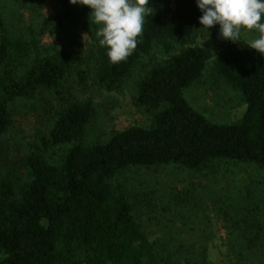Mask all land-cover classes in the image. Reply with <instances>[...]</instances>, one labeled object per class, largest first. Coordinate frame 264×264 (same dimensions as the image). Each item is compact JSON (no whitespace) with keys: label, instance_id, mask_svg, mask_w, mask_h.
I'll return each mask as SVG.
<instances>
[{"label":"trees","instance_id":"trees-1","mask_svg":"<svg viewBox=\"0 0 264 264\" xmlns=\"http://www.w3.org/2000/svg\"><path fill=\"white\" fill-rule=\"evenodd\" d=\"M149 6L153 11L145 17L137 47L113 64L98 44V26L84 22L90 9L53 0L44 27L83 24L93 63L77 75L84 81L90 71L103 90L127 81L156 47L170 53L174 43L182 46L155 61L136 82L134 102L151 112L149 127L131 126L106 142L88 144L94 103L61 96L52 128L26 158L28 179L19 183L13 171L0 175V264H160L155 244L133 214L131 191L120 179L130 167L173 164L215 173L231 161L254 166L264 178V56L242 39L224 40L214 50L196 44V33L205 28L198 23L195 0H149ZM218 30L214 25L207 31ZM211 59L215 76L246 103L236 122L211 121L184 95ZM77 60L55 48L40 49L38 40L15 33L0 13V137L12 124L11 105L42 89L61 94ZM56 148L58 157L49 159L45 152ZM247 225L263 228L254 220Z\"/></svg>","mask_w":264,"mask_h":264},{"label":"rangeland","instance_id":"rangeland-1","mask_svg":"<svg viewBox=\"0 0 264 264\" xmlns=\"http://www.w3.org/2000/svg\"><path fill=\"white\" fill-rule=\"evenodd\" d=\"M0 13L15 33L38 40L40 49L55 48L71 58L80 57L59 89L61 94L42 89L11 105L12 124L0 137V175L13 171L19 183L28 179L26 158L52 128L62 95L94 103L96 116L85 137L88 144L106 142L131 126H150L151 112L134 102L136 82L155 61L178 51L180 43H174L170 53L156 47L139 60L127 81L109 91L93 82L90 71L84 81L78 78V71H88L93 63L88 58L91 40L83 24L44 27L53 13V0H0ZM84 22H91L90 15ZM218 32L199 30L194 42L214 50L225 40ZM254 37V32L242 30L240 39ZM212 61L184 95L211 121L236 122L246 103L238 90L215 76ZM59 151L52 149L45 155L57 158ZM120 179L131 191L133 214L155 244L160 264H264V178L254 166L224 161L215 173L173 164L134 166L124 170ZM253 220L262 224V230L248 227Z\"/></svg>","mask_w":264,"mask_h":264},{"label":"clouds","instance_id":"clouds-1","mask_svg":"<svg viewBox=\"0 0 264 264\" xmlns=\"http://www.w3.org/2000/svg\"><path fill=\"white\" fill-rule=\"evenodd\" d=\"M87 6L91 22L98 25V44L110 63L125 60L137 47L145 17L152 13L149 0H68ZM201 12L198 23L206 30L219 26L222 39L239 42L241 32H254L247 48L264 56V0H195Z\"/></svg>","mask_w":264,"mask_h":264}]
</instances>
